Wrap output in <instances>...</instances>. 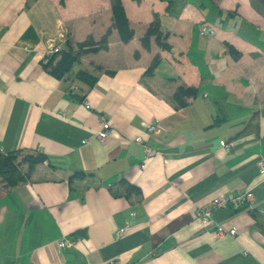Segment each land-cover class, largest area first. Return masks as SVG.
I'll return each instance as SVG.
<instances>
[{
	"label": "crops",
	"instance_id": "obj_1",
	"mask_svg": "<svg viewBox=\"0 0 264 264\" xmlns=\"http://www.w3.org/2000/svg\"><path fill=\"white\" fill-rule=\"evenodd\" d=\"M122 1L128 43L112 0H0V153L47 156L17 186L0 175V264H264V33L245 21L236 33L232 20L204 36V15L184 0ZM157 17L170 49L142 45ZM110 28L108 48L78 69L45 68L68 41L98 42ZM180 87L198 89L186 106ZM248 192L252 204L214 209L213 226L200 219L217 197Z\"/></svg>",
	"mask_w": 264,
	"mask_h": 264
},
{
	"label": "trees",
	"instance_id": "obj_2",
	"mask_svg": "<svg viewBox=\"0 0 264 264\" xmlns=\"http://www.w3.org/2000/svg\"><path fill=\"white\" fill-rule=\"evenodd\" d=\"M140 2L141 0H134ZM174 1V0H173ZM173 1H171L173 3ZM113 3V28H115L120 35L123 42L128 43L134 38V29L130 26L129 17L126 12V8L122 0H112ZM112 29L110 28L100 41H95L92 37H89L84 42L77 45H73L71 41L66 43V48L60 52L55 53L52 58L44 63V66L52 74L58 78L64 77L70 73L73 66L79 62L80 57L87 52H98L102 49H107L109 44V38L111 36ZM156 41L159 46L164 49H170V46L166 42L167 33H164L160 19L157 17L149 26L146 34L142 38V45L145 49L150 50L152 42ZM230 53L234 58L238 59L241 53L231 44H227ZM139 56V53L136 54ZM59 57V59H57ZM161 63V57L158 55L155 57L151 65L147 70L148 75H153L156 69ZM78 78L94 81L96 77L91 75L88 71L81 70L77 74ZM198 93L196 87H180L174 95L175 101L180 106H186L189 98L195 97ZM47 160V156L39 152L37 154H27L19 162V154H2L0 153V175L6 180V182L14 187L20 182L25 181L31 171L40 163H44ZM25 163L29 165V172L23 173L20 170V166ZM83 175V173H79ZM129 194L141 192L140 188L130 183H126Z\"/></svg>",
	"mask_w": 264,
	"mask_h": 264
},
{
	"label": "rangeland",
	"instance_id": "obj_3",
	"mask_svg": "<svg viewBox=\"0 0 264 264\" xmlns=\"http://www.w3.org/2000/svg\"><path fill=\"white\" fill-rule=\"evenodd\" d=\"M170 4L173 0H167ZM189 5L196 6L200 13L205 17V22L203 27L211 26L215 29H222L231 31V26L229 22H235L233 27L234 31L237 33L239 31V25L241 22H247L254 27L260 29V32L264 33V0H184ZM211 1V2H210ZM167 3V2H166ZM212 3V5H211ZM226 17V18H225ZM222 18V19H221ZM203 33V32H202ZM248 33V32H247ZM216 34V33H215ZM205 36V34L203 33ZM253 41L258 40V35L254 33L249 34ZM264 37V36H263ZM84 42V41H83ZM81 43H76L77 45ZM255 45V44H254ZM62 51V50H61ZM79 64H76L74 69H78Z\"/></svg>",
	"mask_w": 264,
	"mask_h": 264
},
{
	"label": "built area",
	"instance_id": "obj_4",
	"mask_svg": "<svg viewBox=\"0 0 264 264\" xmlns=\"http://www.w3.org/2000/svg\"><path fill=\"white\" fill-rule=\"evenodd\" d=\"M205 35L207 36H214L216 31L213 27L211 26H206L203 27V31H202ZM51 54V53H50ZM53 54V52H52ZM86 107L87 108H91L89 103H86ZM103 121H104V130L99 134V138L102 141H105L106 138L109 136V131H110V123L106 120L105 117H102ZM147 128L150 132H158L159 130V125L157 123H150L147 124ZM137 142L144 144L145 145V140L141 137H138ZM223 145H225L227 148L230 147L229 144L224 143ZM145 152L147 154V156H151L154 151L152 148H150L149 146L145 145ZM259 169L261 172H264V160H260L259 163ZM254 200V196L253 193L248 192L245 195H233V194H229L227 196H220L217 197L216 199H214L213 203H212V208H207V209H202L199 212V217L200 219L203 221L205 226H213V219H212V212L214 209H218V208H224V207H228V206H232L235 209H241L245 206V204H252ZM222 230H220L219 232L222 234L223 228L221 227ZM126 231V228H121L118 231V235H123ZM237 230L236 229H232L230 231L231 235H236ZM73 245V242L69 241L68 239H61L60 241V246L63 248H69Z\"/></svg>",
	"mask_w": 264,
	"mask_h": 264
},
{
	"label": "water",
	"instance_id": "obj_5",
	"mask_svg": "<svg viewBox=\"0 0 264 264\" xmlns=\"http://www.w3.org/2000/svg\"><path fill=\"white\" fill-rule=\"evenodd\" d=\"M73 97H74V95H73ZM77 235H84V233L83 232H78Z\"/></svg>",
	"mask_w": 264,
	"mask_h": 264
}]
</instances>
